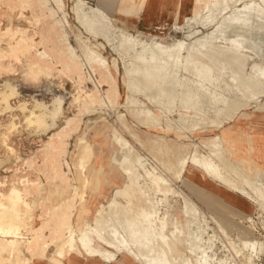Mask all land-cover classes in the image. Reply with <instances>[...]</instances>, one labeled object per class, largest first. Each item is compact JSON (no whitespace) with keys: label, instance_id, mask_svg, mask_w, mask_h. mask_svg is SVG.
Here are the masks:
<instances>
[{"label":"rangeland","instance_id":"obj_1","mask_svg":"<svg viewBox=\"0 0 264 264\" xmlns=\"http://www.w3.org/2000/svg\"><path fill=\"white\" fill-rule=\"evenodd\" d=\"M196 1L198 0H114L117 10L114 15H111L113 13L109 15L93 2L61 0L65 12L62 27L56 24V16L54 19L47 16L49 13L42 8V0H0V95L14 94L8 104H0V192L6 193L10 189H15L32 207L31 229L22 231L23 239L20 243L21 252L29 259L28 264H56L52 260L54 248L50 240L56 238L58 234V237L64 236L69 226L77 238L84 225L90 224L95 218L98 208L104 207L109 211V200L113 192L126 185L125 176L119 171L118 166L122 158L119 149L121 143L131 144L139 155L148 157L150 164L158 166V163L148 155V146L131 140L123 128L124 125L135 132L142 141L157 137L168 147L171 144L180 147H193L195 144L201 146L211 138L217 137L225 150V158L235 162L251 182L261 184L256 172L264 175V82L256 78L253 68L257 66L264 70V39L262 43L256 45L254 44L256 36L252 33L253 38L249 41L240 40L234 31L228 35L240 46L238 52L245 59V66L227 61V68L241 83L244 82L242 84L251 86L250 90L256 101L249 103L234 121L222 129L196 133L193 136L183 135L163 130L162 127L168 122V117L159 112L154 111L159 119L155 128L150 126V122H147L149 125H139L127 113L128 78L124 66L130 60L114 51V48L120 45L117 37L123 35L135 44L158 42L173 45L178 41L191 44L193 40L186 38L189 29L185 25V20L196 15L202 17L209 15L196 6ZM76 2L84 3L106 15L107 19L104 20L111 32L108 36L97 38L83 34L82 37L89 38L87 44L105 59V63L110 67L111 76L106 72L105 74L99 71L92 72L87 67V70L82 68V72L81 68H76L65 59L68 48L77 50L74 40L79 32L74 19ZM51 6L54 8V4ZM119 9L125 15L133 17L125 19L126 21L120 20ZM59 15L61 18L62 15ZM126 24H129L130 28ZM140 25L141 29H136ZM194 28L197 29L196 26ZM214 28L213 25L200 27L199 37L210 33ZM228 29L231 28L227 26L225 30ZM111 38L114 41L108 42ZM226 45L231 47L232 44L227 42L224 46ZM113 63L118 66L117 71L114 70ZM27 65H32L46 75L36 73L38 78L32 80L33 74ZM27 71L30 72L28 79L25 78ZM214 71L216 72L215 69ZM86 75L93 77L92 82L97 83L101 80L98 90L94 89ZM220 79L221 74H216L218 87H221ZM223 81L230 84L226 78H223ZM111 92L109 101L104 100L103 98ZM91 96L96 99L93 108L89 105L88 97ZM135 98L150 107L144 98ZM22 104L26 109L24 111L20 110ZM36 104H42L49 112L54 113V117L46 120L45 128L31 126L26 119L28 111L34 110L38 114ZM169 115L176 118L178 113L172 111ZM73 134L76 136L74 141L70 140ZM79 136L85 138L94 153L90 163L83 169L87 185L84 192L85 201L82 204L78 197L74 201L70 199L73 196V187L76 186L73 178L79 160L75 144ZM146 164L145 169L151 171V166ZM65 167L70 177L64 173ZM185 167L182 178H173L171 174L164 176L155 174L158 181L168 180L175 190L183 193L178 197L156 194L152 183L148 180L145 182L158 200V203H154L160 213L157 228L169 238L168 241L174 249V257L178 259L183 255L188 256L194 264V257L190 254L187 243L189 228L182 206V196L185 194L205 218L207 227L210 228L208 234L217 236L214 246L210 249L207 244L202 243L211 260L214 262L215 259L224 260L225 264H244L243 258L236 253L242 237L250 243H255L257 254L248 252L253 256L254 264H264V211L261 210L259 203L222 186L218 179H208L189 173V167L187 165ZM118 178H122L120 185L113 182ZM45 181L47 183L44 185ZM107 186L113 187L109 194H103ZM45 188H54L55 191L49 192ZM100 196L103 198L102 202H98ZM116 201L120 206L126 205L124 199L116 198ZM213 218L220 222L224 232L220 231ZM172 231L177 232L176 238L171 236ZM32 238L46 241L42 242L43 245L49 243L45 247L44 259L41 254L34 258L26 253L24 241ZM207 240L205 235L204 241ZM2 247L6 246L0 238V264H8L5 261L8 258V251ZM95 247L98 248L97 245ZM75 248L70 259L68 256L57 259L63 264H87L85 259L88 257L97 259L102 264H109L86 255L77 245ZM247 249L250 250L251 246ZM114 260L111 264L139 263L134 260L123 263L121 255L115 256Z\"/></svg>","mask_w":264,"mask_h":264},{"label":"bare ground","instance_id":"obj_2","mask_svg":"<svg viewBox=\"0 0 264 264\" xmlns=\"http://www.w3.org/2000/svg\"><path fill=\"white\" fill-rule=\"evenodd\" d=\"M41 3L42 8L49 13L47 16L52 19L56 16V24L63 27L65 12L61 0H42ZM51 4H54V8ZM196 6L209 15L207 17L196 15L185 20V25L189 29L186 38L193 40L191 44H186L184 41H175L173 45H163L158 42L135 44L123 35L117 37L120 45L115 47L114 51L118 55H123L126 60H130L124 66V72L128 78L126 109L130 117L139 125H149L147 122H150V126L155 128V124L157 125L159 121L154 113L156 111L168 117V122L162 127L163 130L193 136L196 133L222 129L226 124L234 121L249 103L256 101V98L252 96L251 86L242 84L244 82L241 83L238 77L227 68V61L245 66V59L238 52L240 46L228 35L234 31L242 41H249L255 35L254 44L262 43L264 39V0H198ZM59 14L62 15L61 18ZM104 18L107 19L100 10L76 2L74 19L79 32L74 40L77 50L68 48L65 59L76 68H81V71L82 68L87 67L92 72L99 71L104 74L106 72L111 76L110 67L105 63V59L87 44L89 38L82 37L83 34L97 38L108 36L111 32ZM211 25L215 28L210 33L199 37L198 29ZM227 26L231 29L225 30ZM258 33L262 35L259 36ZM113 41V38L108 40V42ZM227 42L232 44L231 47L224 46ZM27 68L32 71V80L38 78L36 73L46 75L40 73L32 65H27ZM113 68L115 71L118 70V66L114 63ZM253 69L256 78L264 82V70L257 66ZM29 73V71L26 72V79L30 77ZM216 74H221V87H218L216 83ZM91 77H89L90 81L93 79ZM223 78L230 81V84L224 82ZM99 82L101 80L97 83L92 82L95 90H98ZM111 94L112 92L103 99L109 101ZM13 95V93H2L0 104H8ZM92 97L88 98L89 105L93 108L96 99ZM135 97L144 98L150 107ZM22 105L20 110H26L24 104ZM35 107L38 114L34 110L28 111L29 115L26 119L31 126L45 128L46 120L54 117V113L49 112L42 104H36ZM172 111L178 113L176 118L170 117L169 114ZM123 128L131 140L148 146V155L158 163V166L150 164L148 157L139 155L131 144L121 143L119 149L122 158L118 166L119 171L125 176L126 185L113 192L109 200V211L104 207L98 208L95 218L90 224L84 225V228L77 234V238H75L74 230L69 226L64 236L58 237V234L56 238L50 240L54 248L52 260L56 264H63L57 259L58 257L67 255L70 259L76 250V245L86 255L109 264L115 261L114 257L117 255L122 256L123 263L134 260L141 264H193L188 256L183 255L178 259L174 257L169 238L157 228L156 223L160 221V213L158 206L154 203H158V200L153 196L151 189L145 185L148 180L152 183L154 193L178 197L183 193L175 190L168 180L158 181L155 174L161 176L171 174L173 178H182L186 165L189 167V173H195L208 179H218L222 186L246 195L252 201L259 203L261 210L264 211V175L256 172L261 184H255L246 178L235 162H230L225 158V150L217 137L211 138L201 146L195 144L193 147H180L171 144L168 147L157 137H149L150 139L142 141L128 127L124 125ZM75 150L79 163L74 170L73 179L76 186L73 187V196L70 199L74 201L78 197L82 204L85 201L84 192L87 185H85L83 169L90 163L94 153L92 146L83 136L77 138ZM146 163L151 166V171L145 169ZM68 172L65 169L64 173L68 174ZM182 197L184 216L189 228L187 243L189 252L194 257V264H225L224 260L215 259V262L211 260L206 247H202L203 243L207 244L209 249L212 248L217 236L208 234L210 228L207 227L205 218L189 196L184 194ZM116 198L124 199L126 205L120 206ZM130 209L133 211L132 215H130ZM213 219L220 231L224 232L220 222ZM31 222L32 207L18 191L10 189L6 193L0 192V238L4 241L6 247L2 249L8 251V262L11 264H28L29 262L20 250V243L23 239L22 231L31 229ZM205 235H207V242L204 241ZM171 236L176 238L177 232L172 231ZM42 242L39 238L25 239L26 253L34 258L41 254L44 259L45 247L49 243L43 245L46 241ZM96 245L98 248L95 247ZM249 246H251L250 250L247 249ZM254 247V242L250 243L240 238L236 253L243 258L244 264H254L253 256L248 253L250 251L251 254H257Z\"/></svg>","mask_w":264,"mask_h":264},{"label":"crops","instance_id":"obj_3","mask_svg":"<svg viewBox=\"0 0 264 264\" xmlns=\"http://www.w3.org/2000/svg\"><path fill=\"white\" fill-rule=\"evenodd\" d=\"M87 3H90V2H93L94 3V5H98L99 7H101V8H103L108 14L109 13H113V14H111V15H114V13H115V11L117 10L116 8V6H117V4L116 3H114V0H85ZM92 5V4H91ZM122 10H120L119 9V13H118V15H119V19L120 20H122V21H126L125 19H127V18H130V17H133V15H125L124 13H122L121 12ZM110 15V14H109ZM116 17V16H115ZM126 23V22H125ZM129 28H130V25L129 24H126ZM141 29V25L139 26V27H137L136 29ZM81 127H82V129L84 128V126H83V124L81 125ZM74 138H76V136H75V134H73L72 135V137L70 138V140L71 139H73V141H74ZM74 144V142L71 144V145H73ZM70 147V146H69ZM103 150L105 151V149L103 148ZM70 151V150H69ZM70 152H72V151H70ZM68 161V160H67ZM70 164H71V162H70ZM65 169H66V167H65ZM113 182L116 184V185H120L121 183H122V178H118V179H115V180H113ZM47 182L45 181V183H44V185L46 184ZM112 187L113 186H107V187H105L104 188V191H103V194H109L110 193V191H111V189H112ZM45 190L46 191H49V192H54L55 191V189L54 188H48V189H46L45 188ZM103 201V198H102V196H100L99 198H98V202H102ZM174 250V249H173ZM67 256V255H66ZM8 264H10L9 262H8V258H6V260H5ZM85 263H87V264H102L99 260H97V259H91V258H88V257H86V259H85Z\"/></svg>","mask_w":264,"mask_h":264}]
</instances>
